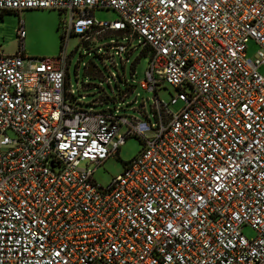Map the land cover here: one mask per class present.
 <instances>
[{"label":"built area","instance_id":"obj_1","mask_svg":"<svg viewBox=\"0 0 264 264\" xmlns=\"http://www.w3.org/2000/svg\"><path fill=\"white\" fill-rule=\"evenodd\" d=\"M34 8L68 13L85 43L123 34L105 46L121 58L149 48L157 123L74 106L65 50L0 51V264H264V0H0ZM133 136L143 151L96 182Z\"/></svg>","mask_w":264,"mask_h":264},{"label":"rangeland","instance_id":"obj_2","mask_svg":"<svg viewBox=\"0 0 264 264\" xmlns=\"http://www.w3.org/2000/svg\"><path fill=\"white\" fill-rule=\"evenodd\" d=\"M98 20L114 21L120 18L112 8H100L95 11ZM69 14L58 9L34 8L22 12L6 11L0 16V51L2 54H16L23 49L25 55L32 58L58 57L65 50L70 59L69 84L74 89L71 103L82 109L102 111L113 109L119 114L132 116L146 121L156 127L153 110L155 94L141 87L149 65V54L143 44L136 39L132 44L137 49L129 56L121 58L113 51L106 49L112 41L129 43V38L118 32H107L95 36L97 43L84 42L77 35L66 36ZM18 30L24 32L23 40ZM258 45L250 42L247 55L253 57ZM91 54H88V53ZM102 53L104 55H98ZM114 54L108 58L105 54ZM104 56V57H102ZM94 65V71L88 67ZM178 90L170 85L159 89V98L168 102ZM181 104L171 110L177 112ZM142 111V112H140ZM147 113V115H146ZM12 135V133H9ZM154 130L145 133L146 138H154ZM144 149V142L139 137H131L121 147L118 155L107 159L93 173V178L101 185H108L121 174L126 164L137 157ZM95 168V165L91 167ZM243 233L252 238L254 230L246 225Z\"/></svg>","mask_w":264,"mask_h":264},{"label":"trees","instance_id":"obj_3","mask_svg":"<svg viewBox=\"0 0 264 264\" xmlns=\"http://www.w3.org/2000/svg\"><path fill=\"white\" fill-rule=\"evenodd\" d=\"M6 12V11H5ZM3 13L4 12H0V16L1 17H3ZM145 51H146V53H148L149 52V48H145ZM94 71V68L91 70V71H88V72H90V73H92Z\"/></svg>","mask_w":264,"mask_h":264},{"label":"water","instance_id":"obj_4","mask_svg":"<svg viewBox=\"0 0 264 264\" xmlns=\"http://www.w3.org/2000/svg\"><path fill=\"white\" fill-rule=\"evenodd\" d=\"M94 68V65L88 67V71H91Z\"/></svg>","mask_w":264,"mask_h":264}]
</instances>
